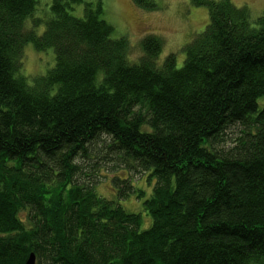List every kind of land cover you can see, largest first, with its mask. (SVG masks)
Returning a JSON list of instances; mask_svg holds the SVG:
<instances>
[{
    "label": "trees",
    "instance_id": "16d2710c",
    "mask_svg": "<svg viewBox=\"0 0 264 264\" xmlns=\"http://www.w3.org/2000/svg\"><path fill=\"white\" fill-rule=\"evenodd\" d=\"M189 1L208 21L177 67L173 53L157 65L152 34L130 62L101 0H49L47 17L37 0H0V264H264V13ZM27 43L54 54L31 81ZM100 141L153 180L148 228L81 178ZM109 180L117 199L144 194Z\"/></svg>",
    "mask_w": 264,
    "mask_h": 264
},
{
    "label": "rangeland",
    "instance_id": "374dc122",
    "mask_svg": "<svg viewBox=\"0 0 264 264\" xmlns=\"http://www.w3.org/2000/svg\"><path fill=\"white\" fill-rule=\"evenodd\" d=\"M37 16L47 17L49 0H37ZM95 3L97 0H82ZM154 9H144L134 4L132 0H101L103 6L102 17L114 28V36H123L128 41L127 58L130 62H136L142 55L141 40L147 35H156L162 41V49L156 59L157 65H161L165 56L173 53L176 57V66L183 64L185 53L183 46L194 36L201 32L208 21L207 9L204 6H195L189 0H154ZM237 7L245 6L252 19L264 13V0H230ZM83 2L74 6L70 12L75 16H81ZM26 30L30 28L29 21L26 22ZM44 24L36 28L41 33ZM54 63V54L51 48L36 50L31 43L23 47L21 55V73L31 81L35 77L44 74ZM264 101V99H262ZM259 106L261 100L258 102ZM226 136L224 143H228ZM106 141H100L93 145L94 156L90 160H80L84 174L81 177L85 181L95 180V190L98 194L108 199L117 201L129 212L140 213V230H144L151 224V217L143 209L142 200L151 192L153 180L148 181L146 174H141L123 166H114L115 161H108L110 155L106 148ZM108 153V154H107ZM107 155V156H106ZM112 159L114 156H112ZM111 176L129 178L136 188L143 189L142 197L137 198L136 193L117 199L116 192L110 183Z\"/></svg>",
    "mask_w": 264,
    "mask_h": 264
},
{
    "label": "water",
    "instance_id": "95a60500",
    "mask_svg": "<svg viewBox=\"0 0 264 264\" xmlns=\"http://www.w3.org/2000/svg\"><path fill=\"white\" fill-rule=\"evenodd\" d=\"M35 259V256L33 254V252H30L28 257L26 258L24 264H34V260Z\"/></svg>",
    "mask_w": 264,
    "mask_h": 264
}]
</instances>
